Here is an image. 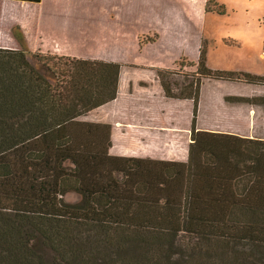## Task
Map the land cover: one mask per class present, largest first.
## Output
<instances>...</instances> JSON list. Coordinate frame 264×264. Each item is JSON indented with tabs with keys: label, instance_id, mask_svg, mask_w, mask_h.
Masks as SVG:
<instances>
[{
	"label": "trees",
	"instance_id": "1",
	"mask_svg": "<svg viewBox=\"0 0 264 264\" xmlns=\"http://www.w3.org/2000/svg\"><path fill=\"white\" fill-rule=\"evenodd\" d=\"M49 56L0 48V264H264L263 139L193 125L186 163L112 156V126L83 118L117 99L121 65ZM206 62L157 69L167 98L264 81Z\"/></svg>",
	"mask_w": 264,
	"mask_h": 264
},
{
	"label": "rangeland",
	"instance_id": "2",
	"mask_svg": "<svg viewBox=\"0 0 264 264\" xmlns=\"http://www.w3.org/2000/svg\"><path fill=\"white\" fill-rule=\"evenodd\" d=\"M89 1L94 2V8L98 7L94 10L95 14L101 13L102 8L106 5L105 0ZM129 1L132 4L126 7L128 19L135 18L145 21L149 17L156 16L159 12L167 19L168 17H180L182 21L179 22L180 37L176 40L172 37L166 39V45L170 46L169 44H171L167 50H161L164 48L162 43L154 46L152 53L138 55L131 52L125 54L130 52V48H126L124 53L120 54L121 60L130 61L133 65L139 61L154 65L153 68H134L133 66L128 71H124L128 76L122 77L121 81L125 85H128L130 81L135 83V79L128 80L127 77L137 76L140 83L152 86L145 95L149 98L147 106L156 115L154 123L159 127L165 120L168 125L174 128L172 150L159 147V154L164 155L172 152L171 161L187 162L188 148L192 144L193 125L197 131H215V133L223 135L264 140V81L249 83L247 80L205 79L201 99L195 106L190 100L168 99L161 88L160 81L156 79L157 69H171L178 73L173 78L183 81L185 75H191L196 71L192 65L198 64L200 50L206 52L207 66L214 71L264 77V0H204L205 8L208 11L202 18H199L200 21L197 23L194 17H197L199 11L201 12L203 0L196 1V4H188V8L185 10L180 8L178 3L175 6L167 5L174 0ZM59 2H65L64 6L59 3L57 7V11L61 14H70L75 8V6L72 7V0H59ZM79 4L82 6L81 1ZM63 9H65V13H63ZM185 24L187 26L182 28ZM131 29L126 31L128 36L125 41L126 47H129L134 41L137 28L132 27ZM161 29L165 30V26ZM105 33L106 31H102L103 36ZM158 37L159 35L155 33L148 38L142 37L141 42L144 43L150 39H152L151 42L157 41ZM18 46L20 47V45ZM67 47L68 45L65 46V48ZM26 50L30 55H35L28 49ZM47 58L79 59L68 55H52ZM141 62H139L141 66H146ZM150 76L152 78L155 76L156 83L146 81ZM121 94L108 108L96 111L83 120L109 124V116L112 114L114 115L112 120L116 123L123 118L124 110L126 112L135 111L136 102L132 100L124 104ZM128 97L130 98V96ZM130 105L131 107H129ZM134 120L137 122V118ZM162 134L158 135L162 137ZM116 147L111 155L120 157L122 153ZM66 200L76 203L80 198L77 194L71 193L66 196Z\"/></svg>",
	"mask_w": 264,
	"mask_h": 264
},
{
	"label": "crops",
	"instance_id": "3",
	"mask_svg": "<svg viewBox=\"0 0 264 264\" xmlns=\"http://www.w3.org/2000/svg\"><path fill=\"white\" fill-rule=\"evenodd\" d=\"M79 1H81L82 6H80ZM196 1L202 0H174V2L167 3V5L175 6L178 3L180 8L185 10V8H188V4H196ZM65 2L42 0L40 3H30L0 0V48L13 50L24 48L33 54L68 55L73 58L98 60L121 65L118 96L123 93L121 95H123L124 104L134 100L137 106H135V111L126 112L124 110L122 112L123 118L116 123L112 120L114 115L111 114L109 116L108 125L112 126L113 144L110 154L115 149L114 147L117 146L116 148L122 153L120 157L174 162L175 160L171 161L172 152L163 155L159 154L158 151L159 147L172 150L174 145V141L172 140L174 128L168 125L165 120H163L162 126H159L162 128L157 127L154 123L156 115L147 106L149 98L145 95L152 86L143 85L142 82L138 81L137 76L127 77L128 80L135 79L136 84L130 81L128 85H125L121 81L122 77L128 76L127 72L124 71H128L133 66L134 68H153L154 65L141 61L139 62L146 66H141L139 62H135L136 64L133 65L130 61L121 60L120 54L124 53L126 48H130V52L125 54L131 52H135L138 55L140 53H152L151 51H154V46L156 47V45L158 46V44L162 43L164 48L161 50H167L171 47V44L167 46L165 43L166 39L172 37L176 40L180 37L179 22L181 18L168 17L167 19L166 16L163 17L158 12L156 16L149 17L145 21L135 18L128 19L126 7L132 4L129 0H105L106 5L102 8L101 13L97 14H95L94 10L98 9V7L94 8V2H90L89 0H72V7L75 6L72 13L61 14L57 11V7L59 3L64 6ZM202 3L201 12L199 11L198 15H196L197 17H194L196 23L200 21L199 18H202L206 12L204 0ZM63 13H65V9H63ZM163 26H165V30L161 29ZM186 26L185 24L182 28ZM132 27L137 28L134 41L129 47H126L127 43L125 41L128 38L126 31ZM167 27L169 28L167 29ZM102 31H106L104 36L102 35ZM168 31H170L169 34ZM155 33L159 35L157 41L151 42L152 39H150L147 42H141L142 37L148 38ZM19 37H21L22 41L18 39ZM64 45H68V47L65 48ZM156 79L155 76L153 78L150 76L146 81L156 83ZM165 100L168 102L167 99ZM114 101L93 111L89 115H92L96 111L105 110ZM133 118H137V122ZM95 123L100 122L96 121ZM159 133H163L162 137L158 135ZM182 163H186V161Z\"/></svg>",
	"mask_w": 264,
	"mask_h": 264
}]
</instances>
